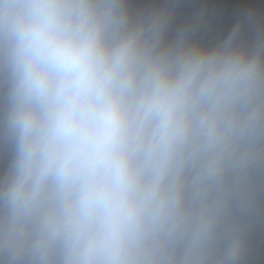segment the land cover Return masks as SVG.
I'll list each match as a JSON object with an SVG mask.
<instances>
[{
	"label": "clouds",
	"instance_id": "1",
	"mask_svg": "<svg viewBox=\"0 0 264 264\" xmlns=\"http://www.w3.org/2000/svg\"><path fill=\"white\" fill-rule=\"evenodd\" d=\"M179 8L0 0V264H248L264 15L209 46Z\"/></svg>",
	"mask_w": 264,
	"mask_h": 264
},
{
	"label": "trees",
	"instance_id": "2",
	"mask_svg": "<svg viewBox=\"0 0 264 264\" xmlns=\"http://www.w3.org/2000/svg\"><path fill=\"white\" fill-rule=\"evenodd\" d=\"M250 10L264 15V0H180L176 24H181L185 19L193 20L199 26L195 38L210 46L222 40L233 22L243 18ZM250 243L252 256L248 264H264V211L256 218Z\"/></svg>",
	"mask_w": 264,
	"mask_h": 264
}]
</instances>
